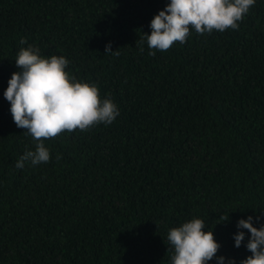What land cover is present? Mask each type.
Wrapping results in <instances>:
<instances>
[{"label":"trees","instance_id":"16d2710c","mask_svg":"<svg viewBox=\"0 0 264 264\" xmlns=\"http://www.w3.org/2000/svg\"><path fill=\"white\" fill-rule=\"evenodd\" d=\"M0 264H264V0H0Z\"/></svg>","mask_w":264,"mask_h":264}]
</instances>
